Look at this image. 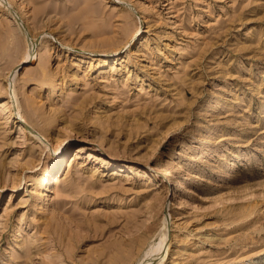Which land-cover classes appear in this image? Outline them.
Wrapping results in <instances>:
<instances>
[{"label": "rangeland", "instance_id": "obj_1", "mask_svg": "<svg viewBox=\"0 0 264 264\" xmlns=\"http://www.w3.org/2000/svg\"><path fill=\"white\" fill-rule=\"evenodd\" d=\"M159 242L264 264V0H0V264Z\"/></svg>", "mask_w": 264, "mask_h": 264}, {"label": "bare ground", "instance_id": "obj_2", "mask_svg": "<svg viewBox=\"0 0 264 264\" xmlns=\"http://www.w3.org/2000/svg\"><path fill=\"white\" fill-rule=\"evenodd\" d=\"M92 10H93V8H92ZM90 12H92L93 13V11H91V9H90ZM139 34V32H136V33H134V37H133V39L134 38H136V36ZM11 35H12V33H11ZM8 37V36H7ZM6 37V38H7ZM13 37V39L12 40H14V38H15V35L13 34L11 37H10V39ZM6 42H8V40L6 39ZM14 42V45L13 44H11V42H10V44L13 46V47H11V48H14V49H17V46H18V43H17V41H13ZM8 44H9V42H8ZM9 44V45H10ZM8 47V49H10L9 48V46H6V48ZM22 47V46H21ZM32 50H33V48L31 47V46H27V48H26V51H24L23 53H24V58H30L31 57V54H32ZM19 60V59H18ZM43 69V68H42ZM40 74H41V72H40ZM64 153H65V155L62 157V158H59L57 161H56V163L55 164H53L54 162H51V164L50 165H48V167L46 168V170L44 171V175H43V177H42V179H41V183H40V189H39V193L38 194H41L42 196H45V195H47L48 194V191L50 190V188L52 187V185L54 184V182L56 181V177H57V175H58V172H60V168H61V166H62V164L64 163V159H65V157L66 156H68V152H69V149H68V147L67 148H65L64 149ZM53 165V166H52ZM166 172L168 173H171L170 171H169V168L168 169H166ZM186 191H188V195L189 196H191V197H193V196H195L197 193H196V190L195 189H191V188H187L186 189ZM199 194H197V196H198ZM48 196V195H47ZM43 198V197H42ZM160 244H161V242H159L157 245H155V246H153V247H150V248H148L147 250H144L143 252H145L140 258H139V260H138V262H137V264H144V262H145V260L146 259H148V257H150V255H152V253L154 252V251H156V249L160 246ZM169 251V247H167L166 248V250H164V252L162 253V256L161 257H159V258H161V259H164L165 257H166V255H167V252ZM262 262V261H261ZM249 263H254V259L253 260H250L249 261Z\"/></svg>", "mask_w": 264, "mask_h": 264}]
</instances>
